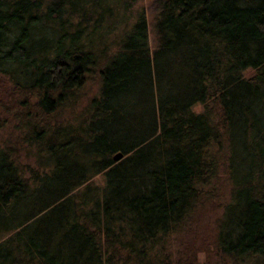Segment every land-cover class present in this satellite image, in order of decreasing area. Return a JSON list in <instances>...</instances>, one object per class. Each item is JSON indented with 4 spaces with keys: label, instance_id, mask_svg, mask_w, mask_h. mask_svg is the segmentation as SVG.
I'll use <instances>...</instances> for the list:
<instances>
[{
    "label": "trees",
    "instance_id": "1",
    "mask_svg": "<svg viewBox=\"0 0 264 264\" xmlns=\"http://www.w3.org/2000/svg\"><path fill=\"white\" fill-rule=\"evenodd\" d=\"M102 1L0 0V264H194L169 242L221 170L207 253L264 264V0H153V48Z\"/></svg>",
    "mask_w": 264,
    "mask_h": 264
},
{
    "label": "rangeland",
    "instance_id": "2",
    "mask_svg": "<svg viewBox=\"0 0 264 264\" xmlns=\"http://www.w3.org/2000/svg\"><path fill=\"white\" fill-rule=\"evenodd\" d=\"M100 3H103L101 0ZM99 4L96 6L99 7ZM129 13L130 20H132L134 12L138 9L143 8L145 11V16L147 18V41L149 42L150 48H153L157 41V33L154 28V15L156 8L154 7L153 0H130L129 3ZM123 6L119 5L115 17L120 18L123 14ZM125 9V8H124ZM131 9V10H130ZM122 10V11H120ZM128 11V10H127ZM104 28V26H103ZM121 25L117 28L119 30ZM7 76L0 71V98L5 102H10L8 100V94H10L11 89V81H9ZM88 87L86 88L89 92L86 93L84 97L81 98V103L84 102L85 97L91 93L89 82L87 83ZM80 103V105H81ZM80 105H76L75 108L79 109ZM193 108L202 109V104L200 102L195 103ZM3 107L0 104V115L4 114ZM66 113L62 115L65 117ZM14 127H12V121L9 118V121L0 127V140H3L6 136H8ZM14 131V130H13ZM20 159L23 162V166L26 168L27 166H33L35 161L33 157L30 156L25 149L20 150ZM227 162V159L225 160ZM26 174L29 172L26 169ZM224 170H221L219 173L220 177L213 178L210 181L209 185H207V189L209 190L210 195L207 199L199 204L196 211L189 218L188 224L184 227V229L179 230L175 233L174 237L171 238L169 245L172 247L174 254L172 256L177 257L176 255L180 253H186L190 256V253L193 254L192 258H195L194 264H244L241 261H234L226 256H223L220 252H215L208 254L205 248V242L212 245L211 238H213L212 230H214V226L216 224V219L222 213V208L225 202H227L230 197V189H231V181L227 178ZM99 180L100 174L96 173L92 176V180ZM223 181V184L221 182ZM193 252V253H192Z\"/></svg>",
    "mask_w": 264,
    "mask_h": 264
},
{
    "label": "water",
    "instance_id": "3",
    "mask_svg": "<svg viewBox=\"0 0 264 264\" xmlns=\"http://www.w3.org/2000/svg\"><path fill=\"white\" fill-rule=\"evenodd\" d=\"M122 154L121 150L117 149L113 154L112 157L114 159H117L118 157H120V155Z\"/></svg>",
    "mask_w": 264,
    "mask_h": 264
}]
</instances>
